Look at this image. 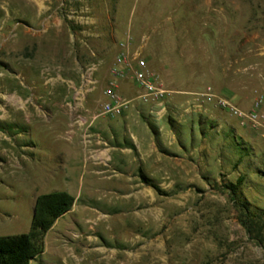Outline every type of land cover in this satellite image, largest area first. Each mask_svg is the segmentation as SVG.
Here are the masks:
<instances>
[{"label": "rangeland", "instance_id": "374dc122", "mask_svg": "<svg viewBox=\"0 0 264 264\" xmlns=\"http://www.w3.org/2000/svg\"><path fill=\"white\" fill-rule=\"evenodd\" d=\"M129 34L136 40L132 49H142L149 72L168 94L210 88L249 108L264 90V0H0V236L29 231L39 193L75 191L76 214L57 220L35 264H264V247L249 238L224 186L244 176L242 192L264 208L260 132L212 105L220 117L203 126L209 169L170 172L180 159L171 158L164 140L162 173L136 175L141 184L134 186L126 173L91 175L67 139L73 130L39 120L65 111L41 103L49 81L55 79L71 103L78 90L105 89ZM192 42L197 70L209 61L213 77L160 75L172 64L184 74ZM184 128L190 147L199 145V125ZM26 141L33 145L29 161L21 149ZM68 227L76 236L63 233ZM58 244L74 248L76 259L56 256Z\"/></svg>", "mask_w": 264, "mask_h": 264}, {"label": "crops", "instance_id": "0c3cea01", "mask_svg": "<svg viewBox=\"0 0 264 264\" xmlns=\"http://www.w3.org/2000/svg\"><path fill=\"white\" fill-rule=\"evenodd\" d=\"M142 9H140L141 13L143 12ZM190 46L192 49L189 51V59L186 62L187 69L184 74H180L182 71L178 70L177 65L172 64L169 71H160V75L169 78L181 77L187 79H208L213 77V71L208 66L209 61H203V65L206 63V66H203L201 71L197 70L196 63L198 62V57L193 56L196 45L192 42ZM56 79H60V77L58 76ZM97 80L99 84L102 82L98 78ZM54 81L55 79L49 81L47 87L43 90L42 96H40L41 103L46 105L45 108L48 111L50 107L54 106H61L60 108L65 107V111H63L62 117H57L56 114L51 115L48 113L46 115L43 113L42 119L39 120H48L54 126L64 128L66 132L69 128L73 130L74 133L68 135L67 139L70 140V143L73 145L72 148L77 154L80 156L83 155L84 160L87 161L91 175L109 178L115 174L126 173L128 176L127 180L131 185H140V180H137L135 183L136 175L140 176V174L146 172L154 175H160L162 173V143L164 140L165 143L170 145L169 148L173 152L171 158L180 159V162L178 160L173 162L171 168H169L170 172H174L172 169L181 168L189 174L193 171L200 173L209 169L210 162L207 154L211 151H208L209 147H207L203 126L206 125L207 119H218L220 114L213 111L212 104L207 105V111L194 110L190 106V103L192 101L191 93L195 91L187 90L181 91L182 93H180L178 92L179 90L175 89L174 91L176 93L167 94L164 98L167 107L166 111L160 112L161 107L158 104L144 103L137 97L139 86L131 77L116 80L109 73L106 74L105 86L111 81H114L118 93L131 100V104L122 116H107V120L104 119L106 118L105 115H100L93 119L94 115L99 112V101L107 99V96L104 94V87L101 89L94 87L86 95L83 94L82 90H78L72 97L73 102L71 103L66 101V95L58 88L59 86H54L56 84ZM56 81L59 83V80ZM71 104H75V107H72ZM30 105L38 109V104L33 98L30 99ZM182 105L183 108L180 109ZM102 118L103 120H101ZM185 123H188L194 130L197 125L201 128V138L198 139L195 137L194 139V142H196L195 140H201L199 145H192L190 147L187 129L184 128ZM176 126H182L183 132H179L175 128ZM89 128L91 132L88 134L87 130ZM32 147L33 145H30L27 141L21 147L27 154L25 159L27 161L32 159L28 154V150L32 149ZM17 148L15 146L16 151L21 150ZM199 153L200 157L198 155ZM62 154L60 152L59 156ZM174 155L175 157H172ZM196 157L202 159L199 165H196L193 161ZM14 165L16 168L18 167L16 161ZM140 188L144 190L145 183ZM67 192L72 194L76 199L73 208L67 212L74 215L76 214L78 195L74 193L75 191ZM74 225H77L76 221ZM73 229L72 227H68L63 233L66 235L71 234L74 237L77 233ZM60 244H58L56 256L63 255V259L66 260L65 256L68 257L70 255L75 260L76 253L74 248L61 246ZM34 261L36 260L34 259L30 264H35ZM66 263L72 264L68 260Z\"/></svg>", "mask_w": 264, "mask_h": 264}, {"label": "built area", "instance_id": "2783aa9c", "mask_svg": "<svg viewBox=\"0 0 264 264\" xmlns=\"http://www.w3.org/2000/svg\"><path fill=\"white\" fill-rule=\"evenodd\" d=\"M135 41V37L129 34L126 40L120 43V50L110 74L116 80L131 77L139 86L137 97L144 103L158 104L161 107L160 112H165L167 107L164 98L168 90L158 84L155 76L149 72L142 49H132ZM104 94L107 99L99 101V112L94 115L93 119L100 115L122 116L131 104V100L118 93L114 81L106 86ZM191 96L190 106L194 110L207 111V105L212 104L213 107L235 116L241 126L260 132L264 136V90L253 100L249 108L238 107L231 100L216 95L210 88L202 92H193Z\"/></svg>", "mask_w": 264, "mask_h": 264}, {"label": "trees", "instance_id": "16d2710c", "mask_svg": "<svg viewBox=\"0 0 264 264\" xmlns=\"http://www.w3.org/2000/svg\"><path fill=\"white\" fill-rule=\"evenodd\" d=\"M244 176L225 186L238 211V219L249 238L264 247V208L253 206L242 192ZM145 183L151 185L145 178ZM161 194L163 190L153 185ZM75 197L67 191H52L37 196L29 231L0 236V264H30L45 251V238L57 220L69 212Z\"/></svg>", "mask_w": 264, "mask_h": 264}, {"label": "bare ground", "instance_id": "6f19581e", "mask_svg": "<svg viewBox=\"0 0 264 264\" xmlns=\"http://www.w3.org/2000/svg\"><path fill=\"white\" fill-rule=\"evenodd\" d=\"M129 259V258H128Z\"/></svg>", "mask_w": 264, "mask_h": 264}]
</instances>
